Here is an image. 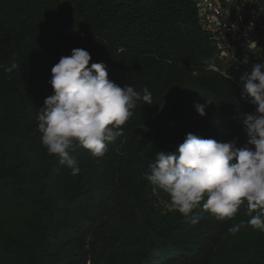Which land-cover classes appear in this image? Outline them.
I'll return each instance as SVG.
<instances>
[{
	"label": "trees",
	"instance_id": "obj_1",
	"mask_svg": "<svg viewBox=\"0 0 264 264\" xmlns=\"http://www.w3.org/2000/svg\"><path fill=\"white\" fill-rule=\"evenodd\" d=\"M73 48L153 95L102 158L72 150L76 176L48 154L36 119L51 68ZM215 53L192 0H0V264H264V232L228 231L249 219L246 205L232 220L202 207L185 217L143 178L187 133L248 146L242 114L256 106L204 68Z\"/></svg>",
	"mask_w": 264,
	"mask_h": 264
},
{
	"label": "clouds",
	"instance_id": "obj_2",
	"mask_svg": "<svg viewBox=\"0 0 264 264\" xmlns=\"http://www.w3.org/2000/svg\"><path fill=\"white\" fill-rule=\"evenodd\" d=\"M91 59L83 48H73L70 55L59 59L51 68L53 92L36 116L42 145L73 176L81 171L79 160L71 154L77 145L93 158H102L108 145L123 135V126L138 102L153 105L148 87L141 92L132 85L117 84L109 79L104 62L90 63ZM212 62L218 67L216 72L224 70L228 76H223L240 86V98L256 106L254 113L242 114L251 147L238 148L235 139L219 142L187 133L174 151L156 153L143 178L166 193L173 209L185 217L202 207L217 220H232L246 205L249 219L228 231L235 235L242 227H250L264 232V64H254L240 83L232 67L216 53L204 68L214 71L207 68ZM242 63H248L247 57ZM16 67L12 64L5 71L11 73ZM194 107L201 117L206 115V105ZM141 127L148 131L143 124Z\"/></svg>",
	"mask_w": 264,
	"mask_h": 264
},
{
	"label": "built area",
	"instance_id": "obj_3",
	"mask_svg": "<svg viewBox=\"0 0 264 264\" xmlns=\"http://www.w3.org/2000/svg\"><path fill=\"white\" fill-rule=\"evenodd\" d=\"M192 2L197 26L216 49L217 58L232 67L242 83L241 76L250 74L254 64H264V0ZM245 57L247 64L242 63ZM207 68L218 70L213 62ZM219 72L228 76L224 70Z\"/></svg>",
	"mask_w": 264,
	"mask_h": 264
}]
</instances>
